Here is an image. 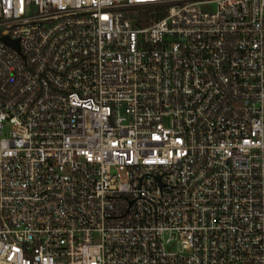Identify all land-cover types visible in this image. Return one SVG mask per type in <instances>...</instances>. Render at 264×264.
Instances as JSON below:
<instances>
[{"label":"built area","instance_id":"obj_1","mask_svg":"<svg viewBox=\"0 0 264 264\" xmlns=\"http://www.w3.org/2000/svg\"><path fill=\"white\" fill-rule=\"evenodd\" d=\"M0 264H264V0H0Z\"/></svg>","mask_w":264,"mask_h":264}]
</instances>
